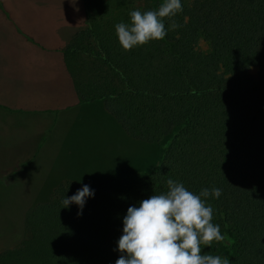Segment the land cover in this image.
<instances>
[{
	"label": "trees",
	"instance_id": "16d2710c",
	"mask_svg": "<svg viewBox=\"0 0 264 264\" xmlns=\"http://www.w3.org/2000/svg\"><path fill=\"white\" fill-rule=\"evenodd\" d=\"M84 3L86 28L63 50L80 101L101 100L135 139L169 137L151 170L95 182L79 216L61 201L80 186L59 183L28 209L27 237L1 251L0 264H114L127 208L167 191L168 178L196 194L220 188L206 203L233 251L229 264H264V0H181L183 11L164 18L163 40L127 51L114 24L129 23L130 10L157 8ZM198 39L208 53L195 51Z\"/></svg>",
	"mask_w": 264,
	"mask_h": 264
},
{
	"label": "crops",
	"instance_id": "0c3cea01",
	"mask_svg": "<svg viewBox=\"0 0 264 264\" xmlns=\"http://www.w3.org/2000/svg\"><path fill=\"white\" fill-rule=\"evenodd\" d=\"M84 2L0 0V123L7 131L37 127L35 139L24 137L29 148L12 160L10 172H20L46 151L61 153L69 119L94 106L115 121L101 100L80 101L63 52L86 28ZM8 144L22 148L21 141Z\"/></svg>",
	"mask_w": 264,
	"mask_h": 264
},
{
	"label": "rangeland",
	"instance_id": "374dc122",
	"mask_svg": "<svg viewBox=\"0 0 264 264\" xmlns=\"http://www.w3.org/2000/svg\"><path fill=\"white\" fill-rule=\"evenodd\" d=\"M161 1L135 0V4L158 8ZM88 11L94 19V9L89 8ZM209 50L205 41L197 40L195 51L205 54ZM257 70L255 66L249 68L253 75H257ZM69 120L70 126L64 135L65 144L59 151L61 153L45 155L50 153L46 151L20 169V172H10L12 160L24 157V152L29 148L24 144V137L35 139L34 130L37 127L29 130L27 124L7 131L0 123V252L16 247L27 237L24 220L28 209L36 203L49 200L59 183L70 180L80 187L87 184L92 188L100 180L145 173L157 164L169 137L162 136L152 142L135 139L95 106L94 111H86ZM20 141V149L8 144ZM18 152L20 156H17ZM220 231L224 239L213 241L212 255L228 258L233 251L225 240L224 232Z\"/></svg>",
	"mask_w": 264,
	"mask_h": 264
},
{
	"label": "clouds",
	"instance_id": "9594fccd",
	"mask_svg": "<svg viewBox=\"0 0 264 264\" xmlns=\"http://www.w3.org/2000/svg\"><path fill=\"white\" fill-rule=\"evenodd\" d=\"M181 0H162L156 10H130L129 23L114 24L115 35L123 50H131L153 40H163L168 29L164 18L182 12ZM177 27L175 21L170 29ZM167 191L153 194L129 206L122 218L121 235L116 241L120 253L114 264H229L228 258L202 253V245L211 249L213 241L224 239L220 225L212 223L213 207L206 198L221 196V189L203 188L199 194L189 191L172 178L166 181ZM94 189L82 184L76 192L62 198V207H77L82 214Z\"/></svg>",
	"mask_w": 264,
	"mask_h": 264
}]
</instances>
